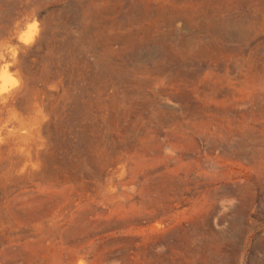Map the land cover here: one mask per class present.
<instances>
[{
    "label": "rangeland",
    "instance_id": "rangeland-1",
    "mask_svg": "<svg viewBox=\"0 0 264 264\" xmlns=\"http://www.w3.org/2000/svg\"><path fill=\"white\" fill-rule=\"evenodd\" d=\"M5 65L0 264H264V0H0Z\"/></svg>",
    "mask_w": 264,
    "mask_h": 264
},
{
    "label": "clouds",
    "instance_id": "clouds-1",
    "mask_svg": "<svg viewBox=\"0 0 264 264\" xmlns=\"http://www.w3.org/2000/svg\"><path fill=\"white\" fill-rule=\"evenodd\" d=\"M7 69H8V65H5L4 68H3V73H2V75H0V79H3L4 82H5L3 86H0V90H3V88H6V86H7V82H8V80L10 79V78H9V75H8V71H7Z\"/></svg>",
    "mask_w": 264,
    "mask_h": 264
}]
</instances>
